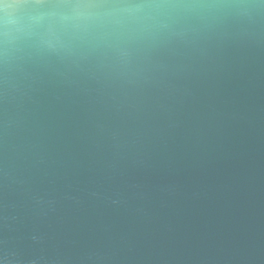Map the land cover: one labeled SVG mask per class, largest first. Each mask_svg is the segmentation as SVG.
Returning a JSON list of instances; mask_svg holds the SVG:
<instances>
[{
  "label": "water",
  "instance_id": "95a60500",
  "mask_svg": "<svg viewBox=\"0 0 264 264\" xmlns=\"http://www.w3.org/2000/svg\"><path fill=\"white\" fill-rule=\"evenodd\" d=\"M0 264H264V0H4Z\"/></svg>",
  "mask_w": 264,
  "mask_h": 264
},
{
  "label": "snow or ice",
  "instance_id": "6c2138e0",
  "mask_svg": "<svg viewBox=\"0 0 264 264\" xmlns=\"http://www.w3.org/2000/svg\"><path fill=\"white\" fill-rule=\"evenodd\" d=\"M4 5V0H0V8H2Z\"/></svg>",
  "mask_w": 264,
  "mask_h": 264
}]
</instances>
